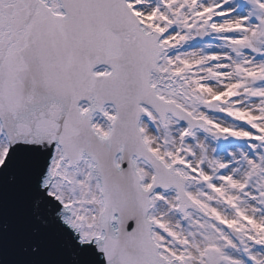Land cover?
<instances>
[{"label":"snow or ice","instance_id":"snow-or-ice-1","mask_svg":"<svg viewBox=\"0 0 264 264\" xmlns=\"http://www.w3.org/2000/svg\"><path fill=\"white\" fill-rule=\"evenodd\" d=\"M0 264H264V0H0Z\"/></svg>","mask_w":264,"mask_h":264}]
</instances>
